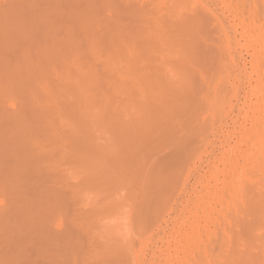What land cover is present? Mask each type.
I'll list each match as a JSON object with an SVG mask.
<instances>
[{"label": "rangeland", "instance_id": "1", "mask_svg": "<svg viewBox=\"0 0 264 264\" xmlns=\"http://www.w3.org/2000/svg\"><path fill=\"white\" fill-rule=\"evenodd\" d=\"M99 1L0 0V264H199L207 241L199 239V256L184 259L195 248L185 237L193 203L211 199L213 220L200 222L202 237L209 227L223 234L222 182L211 171L222 166L231 114L253 85L264 93V70L252 71L253 49L236 47L217 86L219 59L212 66L191 51V32L182 30L191 12L176 11L177 0H147L157 11L145 3L147 13L133 12L130 25L126 12L132 28L120 14L124 31ZM211 81L229 103L216 99ZM214 102L236 110L227 117Z\"/></svg>", "mask_w": 264, "mask_h": 264}, {"label": "bare ground", "instance_id": "2", "mask_svg": "<svg viewBox=\"0 0 264 264\" xmlns=\"http://www.w3.org/2000/svg\"><path fill=\"white\" fill-rule=\"evenodd\" d=\"M100 1L102 3V6H104L103 9L105 11L107 9L108 11L109 10L112 12L114 11L115 13L118 14L116 16L117 21H119L118 19L122 20L124 18L123 21H125V24L127 22H129V25H130V21H132L131 16L134 15L133 12L134 13L136 12L135 16L137 17V15L140 14V12H138V11L141 10V12H143V9H145L144 7H142V5L144 6V4L148 2L147 0L146 1L143 0L144 2L142 0H137L138 1L137 2L138 5H137L135 3L136 0H131V3H130V0H127L128 3H126V4H125L126 0H123V1L120 0L119 2L117 0H100ZM161 1L166 2V0H161ZM161 1L158 2L159 3L158 11H159V8L161 7L160 6ZM171 1L172 0L168 1L169 5L171 4ZM97 2H98V0H97ZM133 2H134V4H132ZM153 2L155 3V1H153ZM172 2H174V4L176 3L175 0H173ZM177 2H179L175 6L177 9L175 7H173L174 4H172L173 5L172 8H175L176 11H178V8H179L178 6H180L181 9L183 7L186 9V10L184 9L185 11L189 10V13L190 12L192 13V14L190 13V15L192 16V17L190 16V18L188 16V13L186 14L187 17H185V18L183 17V19H185V21L188 18V20L186 22L184 21L185 25L182 24L183 21L181 23L182 27L183 26L187 27L185 29L182 28L183 32H184V30L187 29L185 32H187V31L191 32V33H189V36H191V40L193 37L194 41L192 40V42H193V44L195 43V46L193 47V49L190 47L191 51L195 50V52H196L195 55H197L199 53L198 56L201 55L202 58H204V59H202V60H204V63L206 62L205 59L210 64L213 62L214 64L212 63V66L215 65V62H214L215 59L216 60L219 59V61H221V62L223 61L222 63L220 62L221 65H220L219 61L217 62L218 64H216V65L221 66L220 68H219V66L218 67L216 66L217 67L216 71H218L220 69L219 70L220 72L218 71L219 73L217 75H216V73H215V75L213 74V76H215L214 79H216V81L214 79H211L214 81V83L217 86H219V85L223 86L224 79L228 78V77L224 78V75L220 74V73L223 71H226V70H222L224 68V66H226L224 61H227V60L230 62L236 61V55H235L236 53L235 52L238 50L236 47H240V50H242L241 48H243L247 51L249 49L254 50V55L250 61V63L252 64L251 65L252 71H254L256 74L261 76L260 73H262V71L264 70L262 68L263 67L262 64H264V54H263L264 53V28H263V26H264V0H177ZM101 3H100V5H101ZM148 3H150V2H148ZM148 3H147V6H149V7L147 9L152 10L151 5H149ZM168 3H167V6H168ZM155 5H157V4L155 3ZM145 7H146V5H145ZM156 8H157V6H156ZM147 9H145V11ZM153 10L155 12L156 9H153ZM163 10L164 9H162V12H163ZM160 11H161V8H160ZM176 11L173 10L172 12L176 13ZM124 12L125 13L129 12L130 16L127 15V13H126L127 16H125V17L122 16L123 18H119L120 14L122 15ZM137 12H138V14H137ZM125 13H124V15H125ZM144 13H147V11ZM175 13H174V15H176ZM162 14L164 15V12L161 13V15ZM142 15H140V16H142ZM128 16L130 18L129 21L126 18ZM146 16L147 15H145V20H146ZM148 16H147V18H148ZM162 17H159V18L161 19ZM165 17L169 18L170 15L168 14V16L166 15ZM179 17H181V16H179ZM125 18H126L127 22H126ZM156 18L155 19L157 21L158 17H156ZM138 19H136V20L138 21ZM152 19H154V17ZM174 19L175 18L173 17L172 20H174ZM177 19L179 20V18H177ZM164 20H165V18H164ZM120 21H119V23H121V29H123V31H124L125 24L123 22V24H124V26H123L122 21L121 22ZM150 21H152V20H150ZM165 22H167V21L165 20ZM168 22H169V20H168ZM114 23H115V20H114ZM114 23H113V25H114ZM133 24H135V22H133ZM140 24H139V26H142V27L144 26V23H143V25H140ZM150 24H152V23L150 22ZM156 24H160V23H156ZM127 25L128 24H126V26ZM152 25H154V24H152ZM169 25L170 24H168V26ZM173 25L170 27L173 28L174 26L175 27L179 26V24L174 25V26ZM118 26H119L118 30H121L119 24H118ZM148 26H149V24H148ZM148 26H147V28H148ZM129 27L132 28V26H129ZM151 27H153V26H151ZM156 28H158V27H156ZM160 29L165 31L167 29V27H166V29L165 28L163 29V27L161 26ZM143 30H144V28H143ZM123 31H121V33H123ZM158 31L160 32L161 30H158ZM169 31H170V29H169ZM130 32H132V31H130ZM130 32H129V34H130ZM159 32L154 33V31H153V33L155 35H156V33L158 34V37H159ZM212 32L217 33L216 36L220 35V36H218V39L216 36H214V33H212ZM127 33H128V31H127ZM160 33H163V32H160ZM167 33H169V32H167ZM204 33H208V35L211 33L214 37H216L217 40H219V37L221 39H220V41H218L219 43H216L217 40L215 38H214L215 40L211 39L212 35H209V36H207V34L203 35ZM134 34H135V31H134ZM149 34L151 35L152 33L150 32ZM184 34H186V33H184ZM237 34L241 35V37L239 36V38H237L238 37ZM148 35H147V37H148ZM160 35H162V34H160ZM169 35H170V33L168 34V36ZM181 35H183V34H181ZM173 36H175V35H173ZM187 36H188V33H187ZM199 36H202V40H201V37H199ZM203 36H206L207 38H205ZM166 38H167V36H166ZM175 38H176V36H175ZM183 38H184V36H183ZM203 38H204V40H203ZM123 39H124V37H123ZM139 39L140 38H138V40ZM241 39L244 40L243 43H241V41H240ZM125 40H127V38ZM161 40H162V37H161ZM176 40H178V39H176ZM188 40H189V38H188ZM213 40H214V43L212 42ZM122 41H124V40H122ZM158 41H159V39H158ZM168 41H167V43H168ZM186 41H187V38H186ZM178 42H180V41L178 40ZM178 42L176 41V43H178ZM144 43H146V42L144 41ZM186 43H185V45H186ZM188 43H189V41H188ZM211 43L213 45L215 44V47L218 44V47H216L217 50L214 46L212 47ZM172 44H173V42H172ZM190 45H192V44H190ZM162 46H164V43ZM183 46L184 45L182 44L181 47H183ZM205 46H206V48H205ZM209 46H211L212 48H210ZM150 47L151 46H149L148 50L150 49ZM188 47L189 46H187V48ZM202 47H204V48H202ZM151 49H153V48H151ZM164 49H165V46H164ZM168 49H170V47ZM213 49L215 51H213ZM157 50H158V48H157ZM179 50H182V48ZM164 51H166V50H164ZM186 51H187V49H186ZM154 52L155 51H153V53ZM166 52H164V54ZM193 52H191V54ZM155 53L159 55V53H157V52H155ZM168 53H169V51H168ZM239 53H241V51ZM160 54H161V52H160ZM195 55L193 53L192 57ZM198 56H197L198 59L195 57V61L197 59L196 63L200 61ZM157 57H159V56H157ZM182 58L184 59V57H182ZM159 59L163 60L161 58H159ZM166 60H168V58ZM191 60H194V58L193 59L191 58ZM210 60H213V61L211 62ZM195 61H192V62L194 63ZM184 62H182L183 65H185ZM187 62H190V61L187 60ZM193 63H192V65H193ZM231 64H234V63H231ZM192 65L190 64V67ZM198 65H200V64L198 63ZM156 66H157V64H156ZM208 66H210V65H208ZM243 67H245V66H243ZM210 68H211V66H210ZM211 69H214V68H211ZM213 71H215V70H212L210 72L213 73ZM227 73H228V71H227ZM224 74H225V76H227L226 73H224ZM263 74H264V72H263ZM210 75L211 74H209L208 79L211 78ZM216 76H218V78ZM205 78H207V76ZM208 79L207 80L205 79L206 80L205 83L208 81ZM200 80L202 81V79H200ZM201 81H199V82H201ZM208 83H209V81H208ZM211 83L213 84L212 81H211ZM212 84L210 85V87L212 86ZM215 84H213V87L216 86ZM199 85H200V83H199ZM202 85H204V84H202ZM217 86L214 88V90H211V91H214L215 95L217 94V92H216V90L218 89ZM225 86H227V84ZM225 86H224V89L227 88V87L225 88ZM210 87H209V91H210ZM259 87L260 86L258 83L256 85L252 86V91H251L252 93L250 92V94H248L250 96H245V98L242 101L243 106L237 108L238 110L236 111L235 114H231L236 110V109L234 110V107L231 106V104L227 105V106H231L230 109L228 107L227 111H226V106L223 105L228 99L227 96H225V97L223 96L224 97L223 99L227 98L226 101L224 100L225 102L223 100H221L222 97L219 98L220 93H221L220 96L225 94V93H223L224 92L223 87L222 88L219 87V89L221 88L223 92H220L217 90L219 95H216L217 100L219 98L221 101H223V102H221V103H223L221 108L219 107V105H217L215 103L217 101L214 100L213 97L212 98L208 97V100L211 99V100L215 101L214 102L215 104H213V105H214V107H216L218 113L222 112V114H224L226 112L225 114L227 115V117L230 116V114H231V116L229 118L230 124L229 123L227 124V129H226V132L224 134V139L222 140L223 141L222 144H223V146H225L224 150H223L224 152L222 154V160H221L222 166L221 165H214L212 167V171H211V176L214 178V180L217 182V184L219 182H222L223 193L219 196V202L221 203V208L217 211L216 214L218 215V227L221 228L223 234H218L217 228L215 230H212L211 227H209L208 229L206 228L208 230V234L205 235V237H202L200 232H201V227H204V226L200 222L203 221L204 224L207 225L208 222L213 220L212 217H213L214 213H213L212 206L210 203L211 202L210 198H207V199L197 198L193 203L195 205L193 207L194 210L191 211L190 229L185 233L186 240L188 239V242L194 241L195 248H193L191 250L192 246H190L189 250H185L184 259L186 258V260L192 256H196V255L199 256L198 241L200 239V240L207 241L208 247H206L204 249V251H203L204 256H202V258H201L202 260L198 261L199 264H204L206 262V260H205L206 258H207L208 264H264V104H263L264 103V96H263L264 93H261V90H259ZM206 88H208V87H206ZM205 89H203V90H205ZM230 90H231V92L233 91L232 89H230ZM178 91H180V90L176 89L175 92H178ZM181 91H182V89H181ZM211 91L208 92V94L211 93ZM227 91H226V94H228ZM202 93H204V91H202ZM206 93H207V91H206ZM176 94L177 95H175V96L178 97V93H176ZM233 94L239 96L238 100L242 99V97L239 94H236V93H233ZM233 94H232V96H233ZM209 95H213V93H211ZM215 95H213V96L215 97ZM170 96L171 95H169V97ZM175 96H173V97H175ZM187 96H189V93H188V95L186 94V97ZM205 96H204V98H206ZM217 96H218V98H217ZM230 97H231V95H230ZM230 101H231V99H230ZM206 104H207L206 108L208 111V106L210 103L206 102ZM255 104H256V106H254ZM211 108L209 110V113L212 112ZM214 109L215 108H213V111H214ZM218 113L215 115L219 116ZM215 115H214V120L216 119ZM218 120L219 119H217L216 121H218ZM221 120H219V121H221ZM203 121H204V123H207V122H205L207 120H203ZM220 174H221V177H220ZM214 225H216V223H214ZM180 254L181 253L178 251L175 252L174 254L170 253V255L173 259H177L176 257H179ZM192 263L194 264V262H192Z\"/></svg>", "mask_w": 264, "mask_h": 264}]
</instances>
